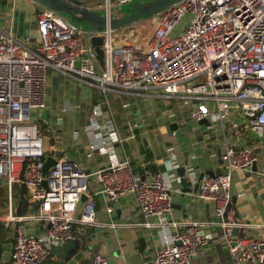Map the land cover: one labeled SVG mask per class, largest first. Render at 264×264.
I'll use <instances>...</instances> for the list:
<instances>
[{"label":"built area","instance_id":"2783aa9c","mask_svg":"<svg viewBox=\"0 0 264 264\" xmlns=\"http://www.w3.org/2000/svg\"><path fill=\"white\" fill-rule=\"evenodd\" d=\"M105 7L110 17L111 0ZM147 17L155 20L151 37L146 44L135 45L119 40L109 19L105 28L93 30L53 10L37 16L40 41L36 47L0 26V177L10 207L0 219L16 223L11 264H42L51 258L54 246L77 238L76 225L96 223L97 193L107 194L111 201L133 194L146 218L155 217V224L163 228L174 227L172 239L156 250V264H193L214 236L202 233L211 227L223 232L233 264H264V239L248 234L249 228L259 225L239 217L232 191L235 170L253 171L256 164V174L264 177V0H181ZM93 36L104 39V67L91 44ZM52 69L78 75L103 91L144 90L148 97L191 103L192 118L206 121L201 123L204 130L213 133L220 147L221 173L205 174L195 194L213 204L215 218L176 219L173 204L178 189L168 186L164 171L143 180L128 159L117 158L115 145L123 139L112 118L95 124L106 128L103 148L111 159L107 167L88 173L59 149L62 155L44 175L46 135L36 113L47 107ZM103 103L93 107V116L106 114ZM166 161L168 169L185 166L188 178L198 181L191 175L192 163L184 162L174 149L170 148ZM91 176L100 187L93 196ZM176 180L181 183V176L176 175ZM15 184L26 187L37 204L35 211L21 216L13 212ZM83 193L89 198L75 218ZM32 223L47 228L31 233ZM92 264L110 262L95 252Z\"/></svg>","mask_w":264,"mask_h":264},{"label":"crops","instance_id":"0c3cea01","mask_svg":"<svg viewBox=\"0 0 264 264\" xmlns=\"http://www.w3.org/2000/svg\"><path fill=\"white\" fill-rule=\"evenodd\" d=\"M68 1L94 11L106 8V1L101 3V0ZM112 1L120 4L118 0H111V6ZM137 1L143 0H131L125 4L132 6ZM47 10L50 9L36 0H0V26L9 29L18 40L36 47L40 41L37 16ZM132 28L133 24L118 28L117 38L133 45L140 44L130 41L134 35ZM47 91V107L36 113V117L46 135L48 156L59 158L62 155L59 149H63L88 173L107 167L111 159L109 152L103 148L106 128H97L95 124L108 123L112 118L123 139L121 144L115 145L117 158L128 159L134 173L143 180H150L152 173L164 171L167 173L168 186L180 190L181 183L176 180L179 173L177 169H168L166 161L170 148L184 156V162L188 160L192 163V176L199 177L201 173L210 174L223 169L220 147L213 141V133L206 132L203 125L192 118L189 102L148 97L144 90L103 91L89 85L86 79L82 80L78 75H68L54 69L48 72ZM101 101L104 102L103 111L108 116H93V107ZM88 182L89 194L93 196L94 192L99 191V183L95 176H91ZM194 184L195 181L189 179V187ZM3 186L5 182L2 180L0 187ZM18 187L17 201L14 200L15 186L13 188L12 210L19 201L21 185L18 184ZM178 191H175V203L181 201ZM232 191L239 217L247 223L259 225L249 228L248 234L264 239V177H259L255 170H235ZM241 193L243 195L240 196ZM187 196L189 207L183 210L184 213L174 207L176 219L183 222L187 219L211 221L215 218L211 202L198 200L195 194ZM94 197L97 202L96 223L76 225L77 238L54 246L51 258L47 261L51 264H66L73 257L68 259L77 241L78 252L82 238L95 225L101 227L96 233L97 247L90 255L84 254L78 264H92L95 252L104 254L110 264H156V250L172 239L174 227L163 228L155 224V217L146 218L133 194L122 196L116 201L107 199L104 193H97ZM30 202L32 205L26 214L37 209V204ZM109 208L112 210L109 211ZM1 221L13 223L15 228L8 239L2 241L1 247L0 264H11L16 223L6 219ZM46 228L44 224L29 225V231L35 234L42 233ZM211 232L214 236L193 259V264H233L226 250L223 232L211 227L204 229L203 234Z\"/></svg>","mask_w":264,"mask_h":264},{"label":"water","instance_id":"95a60500","mask_svg":"<svg viewBox=\"0 0 264 264\" xmlns=\"http://www.w3.org/2000/svg\"><path fill=\"white\" fill-rule=\"evenodd\" d=\"M42 4H44L50 10L55 11L58 14H66L71 17L72 21L79 23L81 25V21L86 20L90 23L91 29L93 30H101L107 26V21L109 19L111 28L118 29L123 27L124 25L130 24L137 20L140 17H147L149 15L153 16L158 14L159 12L166 9L167 6L179 2L181 0H143L137 1L134 3L131 11L129 14L119 17H108L99 15L96 11L90 10L84 7L76 6L69 2L68 0H36ZM91 44L94 47L97 58L100 61V65L104 67V50L102 48L104 39L102 36H93L91 38ZM188 123H191L189 121ZM201 123H206V121H202ZM60 155L59 153L57 154ZM56 158L52 156H47L45 161V166L43 173L44 175L47 174L49 169L55 164ZM253 170H256V164L252 166ZM177 173L181 176V188L178 191V196L181 197V201L179 203L173 204V206L179 209L182 213L184 209H187L188 203V196L190 194H196L200 180L205 176V172L201 173L198 177V181L194 184L193 187H189V178L187 176L186 167L180 166L177 168ZM212 174L214 172H211ZM220 174L221 171L216 172ZM2 178L0 177V183ZM107 199H110L107 194H105ZM89 195L87 193H83L81 195L80 201L78 203L77 210L75 212V218H78L80 214L83 212L86 201L88 200ZM101 230L100 226L93 225L85 237L82 238L80 250L70 259L66 264H78V262L82 259L84 254L90 255L93 251H95L98 238L96 233ZM238 232V231H236ZM203 233V232H202Z\"/></svg>","mask_w":264,"mask_h":264},{"label":"rangeland","instance_id":"374dc122","mask_svg":"<svg viewBox=\"0 0 264 264\" xmlns=\"http://www.w3.org/2000/svg\"><path fill=\"white\" fill-rule=\"evenodd\" d=\"M106 0H101V3L105 2ZM112 6L110 9V14L112 17H119V16H124L130 13L133 5H129V4H118L115 1H112ZM73 4V3H72ZM98 5V4H97ZM19 7V4H18ZM99 15L101 16H106L108 14V9L107 8H98L96 11ZM63 16L66 19L72 20L70 16L63 14ZM80 23V22H79ZM78 23V24H79ZM81 25L85 28H91V25L88 21L83 20L81 21ZM154 25H155V20L154 18H150L147 17L145 18V16L140 20L136 21V23H133V28L132 30H134V35L132 37V39L130 40L131 42H136V43H145L147 42V40L151 37V33L154 29ZM146 40V41H145ZM145 41V42H144ZM15 193H14V200H16V196L18 194V184H15ZM6 187H0V217H5L6 215L9 214L10 212V207H9V199H7V195H6ZM8 202V204H7Z\"/></svg>","mask_w":264,"mask_h":264},{"label":"trees","instance_id":"16d2710c","mask_svg":"<svg viewBox=\"0 0 264 264\" xmlns=\"http://www.w3.org/2000/svg\"><path fill=\"white\" fill-rule=\"evenodd\" d=\"M151 16V15H149ZM21 185V184H20ZM8 204V202H7ZM32 203L30 202V196L25 186L21 185L19 201L14 206L13 211L17 215H25L31 208ZM13 223H6L4 221L0 222V257L2 252V241L5 242V239H8V236L11 235L14 231ZM79 248V242L77 241L76 247L72 249L68 255V259L74 256ZM44 264H51L50 261H46Z\"/></svg>","mask_w":264,"mask_h":264}]
</instances>
